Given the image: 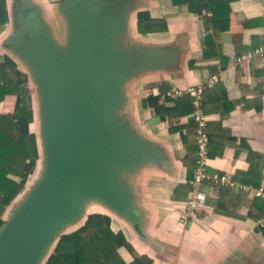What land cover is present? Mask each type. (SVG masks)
Wrapping results in <instances>:
<instances>
[{"label": "crops", "instance_id": "0c3cea01", "mask_svg": "<svg viewBox=\"0 0 264 264\" xmlns=\"http://www.w3.org/2000/svg\"><path fill=\"white\" fill-rule=\"evenodd\" d=\"M77 1L6 0L9 19L0 27V64L10 57L27 76L29 89L38 86L33 64L21 51L23 37L42 31L53 48L67 52L72 40L67 5ZM141 14L153 21V31H139ZM115 20L111 52L138 53L141 63L118 84L117 104L105 123L135 139L138 158L110 172L129 210L102 204L90 214L107 213L112 230L123 232L135 253L154 264H264V227L259 224L264 209L254 193L264 189V59L237 61L264 44V0L234 1L230 29L219 34L187 4L173 0H119ZM216 75L220 81L203 101L210 118L209 174L227 175L247 190L208 180L202 187L205 206L197 218L183 223L194 172L193 160L187 166L184 159L188 146L195 155L197 143L192 100L159 97ZM30 92L33 99L38 94ZM152 96L169 111L166 118L149 102ZM16 101L7 96L0 113H13ZM121 254L132 260L126 250Z\"/></svg>", "mask_w": 264, "mask_h": 264}, {"label": "water", "instance_id": "95a60500", "mask_svg": "<svg viewBox=\"0 0 264 264\" xmlns=\"http://www.w3.org/2000/svg\"><path fill=\"white\" fill-rule=\"evenodd\" d=\"M67 6L72 29L67 52L53 48L42 31L23 37L21 51L34 67L46 136L39 141L41 158L51 161V176L0 229V264L47 260L52 245L85 212L87 198L129 210L110 172L137 160V142L108 129L105 117L117 104L118 84L141 61L138 53L110 50L119 0Z\"/></svg>", "mask_w": 264, "mask_h": 264}, {"label": "trees", "instance_id": "16d2710c", "mask_svg": "<svg viewBox=\"0 0 264 264\" xmlns=\"http://www.w3.org/2000/svg\"><path fill=\"white\" fill-rule=\"evenodd\" d=\"M234 1L236 0H173L176 4H187L190 12L203 17L207 29L210 28L217 34L230 29L231 4ZM208 14H211V17H208ZM8 19L7 2L0 0V27L5 25ZM138 27L142 33L154 30L153 21L145 14L139 15ZM28 85L27 76L18 69L10 57H6L0 64V103L11 95L16 96L17 101L13 113H0V229L6 222L10 207L21 198L28 182L35 176L41 160L39 138L35 130L34 99ZM148 100L157 113L166 118L169 111L159 104V98L152 96ZM188 150L189 155L184 159V164L189 166L193 160L195 169L198 160L197 143L195 155L189 146ZM226 189L228 188L223 189V194ZM258 199L261 202L257 206L264 209V200ZM121 250H126L132 256V260L126 261ZM45 264H154V262L146 255H137L127 236L121 231L116 233L112 230V219L103 212L89 214L81 227L62 235Z\"/></svg>", "mask_w": 264, "mask_h": 264}, {"label": "built area", "instance_id": "2783aa9c", "mask_svg": "<svg viewBox=\"0 0 264 264\" xmlns=\"http://www.w3.org/2000/svg\"><path fill=\"white\" fill-rule=\"evenodd\" d=\"M253 59H264V44L250 51L247 55L238 58L237 61L242 63ZM219 81V76L216 75L197 85H191L186 88H174L161 94L159 97L162 101L190 97L192 99L193 107L191 119L197 125L198 160L193 176L189 181L190 193L185 205L183 223H188L197 218L199 211L205 206L207 202V194L202 190V187L208 180H211L215 185L222 187L232 188L237 186L227 175L216 174L211 176L209 174L210 118L204 110L203 100L205 92L216 86ZM237 188L238 190H247V188L242 185L237 186ZM254 193L256 198L264 200V189L256 190ZM259 224L264 227V216L259 220Z\"/></svg>", "mask_w": 264, "mask_h": 264}, {"label": "rangeland", "instance_id": "374dc122", "mask_svg": "<svg viewBox=\"0 0 264 264\" xmlns=\"http://www.w3.org/2000/svg\"><path fill=\"white\" fill-rule=\"evenodd\" d=\"M30 90L31 91L34 90L37 92L38 87L34 89L32 86ZM39 98L40 97H39V92H38V94L34 95V107H35V112H36L35 130L38 134V138H39V141L41 143V138L43 140H45L46 136H45V131L43 130V123H42V118H41V107H40V99ZM49 161H50L49 158L45 157V155L42 154V158L38 163V167H37L35 176L28 182L26 189H25L23 195L21 196V198L18 199V201H15L13 203V205L10 207V209L6 215V220H8L12 216H15L16 214H18L17 212H21L25 208L26 203L29 200V197H31L33 195V193H35V191L38 189V187H40L46 181V179L51 176L49 174L51 161L50 162ZM98 205H102V203H100V201L97 199H90V198L85 199V201H84L85 213L87 211H89L90 209H94L95 207L99 209ZM92 213H93V211H92ZM76 229L77 228H75V229L69 228L65 231H66V233H71V232L75 231ZM0 236H1V230H0ZM55 245H56V242L54 245H52L53 248L51 247L49 249V251H48L49 254L54 251ZM45 262H46V259L41 264H44Z\"/></svg>", "mask_w": 264, "mask_h": 264}, {"label": "bare ground", "instance_id": "6f19581e", "mask_svg": "<svg viewBox=\"0 0 264 264\" xmlns=\"http://www.w3.org/2000/svg\"><path fill=\"white\" fill-rule=\"evenodd\" d=\"M90 211H91V209H90L89 211H87L86 213L84 212V213L81 215V218L77 221V223L74 224V225H72V226H69V228H71V229H75V228H78V227H80L81 225H83V223L85 222L87 216L90 214Z\"/></svg>", "mask_w": 264, "mask_h": 264}]
</instances>
